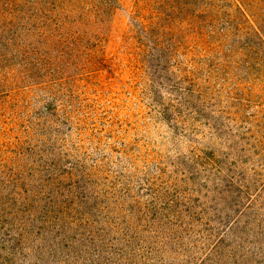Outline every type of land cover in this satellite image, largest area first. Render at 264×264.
Listing matches in <instances>:
<instances>
[{
	"label": "rangeland",
	"instance_id": "1",
	"mask_svg": "<svg viewBox=\"0 0 264 264\" xmlns=\"http://www.w3.org/2000/svg\"><path fill=\"white\" fill-rule=\"evenodd\" d=\"M0 264H264V0H0Z\"/></svg>",
	"mask_w": 264,
	"mask_h": 264
}]
</instances>
